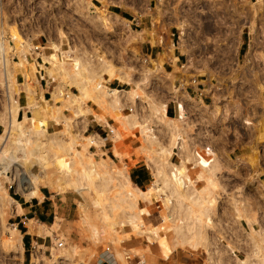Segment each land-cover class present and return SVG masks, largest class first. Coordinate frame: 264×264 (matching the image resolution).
<instances>
[{"label":"rangeland","instance_id":"1","mask_svg":"<svg viewBox=\"0 0 264 264\" xmlns=\"http://www.w3.org/2000/svg\"><path fill=\"white\" fill-rule=\"evenodd\" d=\"M221 1L220 7L209 13L208 23L199 18L201 12L207 13L200 0L118 2L123 10L118 14L128 19L132 28L126 41L122 25H106L84 15L80 0H0V22L4 23L3 36L8 41L7 72L11 74L5 81L0 65V135L7 129L9 104L17 111L21 130L27 132L18 147L14 142L17 132L13 130L14 143L7 149L15 158L10 170L0 173V264H93L103 254L106 264H152L149 255L153 248L164 256L177 244L186 251H198L199 247H194L200 245L205 226L218 224L217 217L232 219V224L243 220L249 226L248 233L243 230L245 237L259 236L251 224H264V182H248L238 176L222 186L218 170L224 168L220 166L217 173H211L214 153L206 151L204 156L194 149L196 144L187 134L191 129L188 123L165 119L160 112L165 101L176 98L173 94L179 101L186 98L183 87L194 86L188 80L197 71L192 65L181 66L186 62L180 56V66L169 73L159 72L157 66L172 53L170 38L174 45L177 41L184 45L195 41L207 46L214 29L222 33L219 37H225V43L229 39L234 46L239 33L248 40L256 26L264 29V0ZM93 2L100 7L111 3ZM190 14L194 18H186ZM180 20L185 23L184 31L180 26L183 32L170 27ZM142 28L150 30V42L163 44L157 61L142 62L138 57L141 40L136 30ZM36 42L46 45L39 54L41 60L37 58L39 73L29 57L34 56L30 46ZM59 48L65 49L60 56L56 54ZM51 55L56 57L55 62L50 60ZM98 57L103 61L99 62ZM227 58L231 59L229 51ZM48 61L58 78L45 75L42 65L49 66ZM103 62L128 76L129 83L119 81L117 87L136 88L130 96L118 99L101 87L105 84L101 77L104 69H98V63ZM214 63L221 72L219 80L210 85L212 93L201 92L206 94L205 101L210 102L212 110L226 109V113L216 115L220 123L216 119L212 122L218 124L220 135L222 131L228 133L218 143L209 138L205 144L223 158L229 159V153L243 160L244 169L237 174L256 172L263 178L264 77L248 68L249 62ZM47 71L51 73V69ZM99 81L101 85H97ZM72 84L78 89L84 87V93L79 94ZM54 86H60V94L51 100ZM186 90L193 94L189 87ZM74 94L83 97L74 102ZM210 124V120L205 121L211 137ZM94 129L99 135L93 133ZM216 144L224 147L215 148ZM172 148L179 155L178 162H173L176 158ZM136 163H141L148 174L141 190L127 176L129 166ZM38 186L59 195L52 199L55 211L45 223L43 244L30 246L26 241L24 250L20 243L12 247L8 239L15 227L11 196L20 194L25 198V191L32 194ZM143 191L150 192L149 199ZM153 195L159 200L155 201ZM219 210H223L220 215L216 213ZM57 239L63 241L62 246H54ZM260 251L264 252L261 246ZM254 252L259 254V248Z\"/></svg>","mask_w":264,"mask_h":264},{"label":"crops","instance_id":"2","mask_svg":"<svg viewBox=\"0 0 264 264\" xmlns=\"http://www.w3.org/2000/svg\"><path fill=\"white\" fill-rule=\"evenodd\" d=\"M80 1L82 2L81 4L84 10V15L95 17L97 20L103 22V24L106 25H117V24L122 25L123 29L125 30V35H126L125 40L126 41L128 40V37L130 36L129 28L132 29L131 27H129L127 23L128 19L110 10L109 6L112 5L111 3L107 4L106 7L104 6V4L102 7H100V5L99 6L96 5V3L93 2V0L89 2L86 0H80ZM221 2H222L221 0H212L211 2L206 3V5L205 4L202 5L203 6L202 8L204 9L206 8V10L204 11L207 12L206 14H202L204 12H201L199 18L202 19V22L206 20L208 23L211 17L209 13L212 11V9L220 7L218 3ZM116 5L120 7V4H116ZM158 9H160V7H158ZM186 18L192 19L194 17H192L190 14ZM182 25L184 26L183 28L184 31L185 23L182 22L181 20L178 23H176V25L172 24V26L170 27L176 29L179 28L181 32H183L180 27ZM213 30L211 33L212 34L211 36L213 37L211 38L210 44L207 46L204 44L197 43L195 41L189 43L188 45L187 44L184 45V43L181 42L178 43L177 41L176 45H174L173 40L170 38V41L173 45L172 53L171 56L170 55L167 56V58L162 61L161 65L157 66L158 69L161 70L159 72L169 73L174 69V66H180L178 65L177 62H181L179 58L180 56H183L184 57L183 62L186 63L181 64V66L187 67L188 65H192L193 69L197 70V71L195 70L196 72L193 73L192 77H194L195 81L199 80L202 83L206 82L205 84L207 85H209V82H211V84L217 83L219 80L218 77L221 75V72H219L220 69L215 67L214 62H234V63L249 62L248 68L250 67L254 68L255 70L258 71V73L262 77H264L263 74L264 73V29L262 27L260 28L259 26H256L254 31L251 32L248 40H244L241 36V33H239L238 38L235 39L237 40V42L234 44V46L229 44V39H227L228 41L227 43H225V37H221V38L219 37L222 33L220 34ZM136 31L138 32L136 37L138 38V40H141L139 44L138 57L141 58L142 62H145L148 59H151V61H157L161 57L163 44L159 43L158 41H155L153 43L150 42L149 29L147 32L143 28ZM191 40L193 41V39ZM50 48L53 49V47L51 46ZM228 51L230 52L231 59L227 58ZM155 55H157V58L153 59L152 56ZM98 60H100L99 62L103 61L101 57H98ZM192 62H199V64L197 63L193 64ZM251 62H255V63L252 65L250 64ZM16 64H18V66H21L20 63H16ZM48 64L49 66L42 65L45 69V75L47 77H51L52 79L58 78L57 74L53 72L55 70V67L53 68L52 64L49 63V61ZM34 67L37 70L35 64ZM49 69H51V74L47 71ZM98 69H104V72L101 77L102 80L105 81L104 82L105 84L101 85V82L99 81L97 85H101V87H104V89L109 91L111 96H117V98L119 99L122 98L124 95L130 96L131 92L136 90V88H131L129 90H125L124 88H118L117 84L119 83V81L129 83V78L125 73L113 69V67L109 63L107 62L98 63ZM111 72L114 73L113 75L114 77L110 75L112 74ZM105 73L108 74L107 75L108 78L104 76ZM116 75L120 76V78L116 77ZM247 78H251V76ZM79 82L80 85L84 86V84L81 81ZM258 85L261 86V83H258ZM56 86L53 87V91ZM74 86L76 87L78 93L80 94L78 87L76 85ZM192 88L195 89L194 91H192L193 92L192 95H190L184 89L186 98H184V100H181L186 110V114L184 116L183 114L185 113V111L182 106V103L178 100L179 97L173 94L176 98L172 97L162 104L164 105L163 111L160 110L162 117H164L165 119H172L173 121L177 120L179 123H184V124L188 123L187 127H191V129L189 130L188 133L187 132L186 133L189 135L188 138L189 137L191 138L193 144L200 145L203 143H207L208 142L207 139L209 138H212L213 139L212 141L214 143H218L220 141V137L226 139L227 138L226 133L228 132L222 131L223 135H220L219 127L216 128L218 124H215V122L220 123L218 122L220 116L219 117L216 116L218 114L216 112H219V114L221 113L222 115V111L223 113H226V109L221 110L216 108L212 110V108L209 107L210 102L205 101L206 94L205 93L203 94L201 92L202 90H207L211 92V89L209 90V87L205 88L204 86H202L201 91L199 89H196L195 86H193ZM59 94L60 93H58V95ZM65 97L67 98L69 97V95L66 94ZM137 97H139V95H137L135 98ZM88 101L91 100L88 99L87 102ZM175 101L179 103L178 114L175 113V108H174ZM170 112L173 115L175 114L176 115L171 116ZM109 118L110 116H107V119ZM186 118H188L187 120H189V122L186 120ZM92 119L93 118H91V120ZM107 119L105 121L107 125H109ZM193 119L196 120L193 121ZM214 119L216 120L213 123L212 121H214ZM206 120L207 121L210 120L212 123L210 124V129H208L210 130L209 132H212L211 137L208 135V131L206 129V125H205ZM228 120H231V118L229 117ZM242 121L243 123L247 124V120L245 118H243ZM87 123L90 124L89 122ZM94 123H95V127L98 128L99 125L96 122V120ZM145 126L146 124L142 125V127ZM102 128L104 129V126H102ZM93 133H95V135H99V133L95 129L93 130ZM208 147L209 148H207L206 151L213 152L216 158L215 159L216 161L215 162L212 161L211 163V165L214 163V165L211 168V173L212 172L217 173L218 170L217 168L220 166L224 168V169L222 168L223 170L220 169L218 170V180L224 181L222 183V186L223 184H225V182L234 180L236 177L238 178V176L245 177L246 180L248 179L247 180L248 182L250 181L264 182V177L262 178L260 174H256V172H252V174H247L245 176L244 174L242 175V173L237 174L238 171L244 169L243 167H241V165H243L244 162L239 157L232 158L228 153L229 159L223 158V156L216 153L210 145ZM221 147H224V145L216 144L215 148H221ZM250 164H254V162L250 161ZM250 164H248V167L249 170H252ZM141 165H142L141 163L131 164L127 171V176L130 182L134 186L140 189L147 184V180H148L147 171L145 170L144 166ZM19 187L23 188L24 185L19 184ZM25 192H26L25 198L22 197L20 194H18L17 197L11 196V198L14 200V202H12L13 212H14L12 214L13 217L12 224L15 225L13 229L20 233V244L22 250H24V244L21 238L23 233L26 234V241L30 246L33 245L34 243L43 244V238L46 235V234L43 235V233L47 226L45 223L49 222V219L53 216V213L55 211L54 208L55 202L52 199L55 195L57 198H59L57 192L51 194L49 193L50 191L47 188H44L43 186H38V190L33 191L31 195H28L27 191ZM226 192H230V191L227 190ZM228 196L229 195L226 194V197ZM16 202L19 204L20 208L16 207L17 206ZM222 212L223 210H219L218 212L216 211V213H219V215ZM217 218H220L219 221L218 219H215L218 222V224H213L212 226L210 225L205 226L203 237L200 240L201 241L200 245L194 247V249H197L199 247L198 251H186L185 249L180 248V245L177 244L171 247L167 255L164 256L160 254L157 248H153V250L150 252L149 255L150 262L152 264H264V252L260 251V246L262 249H264V224H254L255 222L251 224L252 229H255V233L259 235V236H255V239H252L251 237L248 238V236L245 237L243 233V230L245 233H248L247 230H249L248 224H243L245 223L243 220L239 221L240 224H232V219H230L231 221H225L224 219H221V217H217ZM30 221H34V222L38 221L37 223L40 224L39 226L34 225L33 228H30ZM18 224L24 227V231L22 232L20 231V229L17 227ZM256 241L259 242L257 243ZM256 246L259 248V254L257 255L254 252V249L257 248ZM97 257L94 259L93 264H106L104 262L106 258L104 254L99 255Z\"/></svg>","mask_w":264,"mask_h":264},{"label":"bare ground","instance_id":"3","mask_svg":"<svg viewBox=\"0 0 264 264\" xmlns=\"http://www.w3.org/2000/svg\"><path fill=\"white\" fill-rule=\"evenodd\" d=\"M4 30H5L4 29V23H3V21H1L0 22V65H1L2 73L4 74V78H5L4 80L5 81H8L11 74H9V72H7V69H8V67H7L8 58H7V51H6V49H7L8 41L3 36ZM135 34H136V32H135ZM25 45L28 46V44H25ZM52 47H53V49H55V46H52ZM50 60H52V62H55L56 61V57H54L53 55H51V59ZM113 75H114V73H113ZM113 75H111V76L114 77ZM116 77L120 78V76H118V75H116ZM74 83H76V82L74 81ZM58 87H60V86H58ZM58 87L56 89H54V91L52 93V100H56L57 99V93L60 92V89ZM79 90H82V91H80V94H81V92L84 93L82 87ZM82 95H84V94H82ZM81 97H83V96H79L77 94H74V102H79L81 100ZM11 107H12L11 104H9V106H8L9 116H8V122H7V129L5 130L4 135H0V173L3 172V171H5L6 169H9L10 170V168H9L10 167V164L14 161V158H15V156H13V154L10 155L12 153V151H11V153H9L8 152V149H7V146L9 144L15 142L18 145V147H21L22 146V140H21V138L24 137L26 135V133H27L26 131H22L21 130V126H20L18 120L16 119V112L17 111L15 109L13 110ZM27 107H28V105H27ZM216 113L219 114V112H216ZM13 130H15L17 132L16 141L14 139V142H13V136H12ZM86 138L87 139H90L87 136H86ZM6 155H10V156L9 157H6ZM5 159H9L8 160L9 162L6 163L5 162ZM46 166L47 165L45 163V166L44 167L46 168ZM11 180H13V178ZM32 187L35 188L36 186L35 185H32ZM78 189L79 188H76V190H78ZM138 189H140V188H138ZM30 193H27V194L29 195ZM144 194H145V196H147L148 199L151 196V195H149L150 192H144ZM153 197H155V199H158L159 200V198L157 196L153 195ZM16 205H17L16 207L20 208L18 203ZM33 222L34 221H30V228H33L34 225H36L35 222L34 223ZM18 233H19L18 231L14 230V232H12L11 235H10V237L8 238L12 247H18L19 246L20 238L18 236Z\"/></svg>","mask_w":264,"mask_h":264},{"label":"built area","instance_id":"4","mask_svg":"<svg viewBox=\"0 0 264 264\" xmlns=\"http://www.w3.org/2000/svg\"><path fill=\"white\" fill-rule=\"evenodd\" d=\"M129 25V24H128ZM44 47H46V45L45 44H41L40 42H36V43H34V44H32L31 43V46H30V49H31V51L32 52H34V56L33 57H31V56H29L30 58H32L35 62H33L34 64H35V66H39V62L37 61V58H39L40 60H41V56L39 55L40 54V52H41V49H43ZM51 49V48H50ZM62 50H65V49H62ZM60 53H61V48H59L57 51H56V54L57 55H59L60 56ZM29 55H30V53H28ZM39 71H40V67H38L37 68V70H36V72H38L39 73ZM194 83L193 85L195 86V88L196 89H199L200 91H201V87L202 86H204L205 88L207 87H211L210 85H213V84H211V82H209V85H207V84H205L206 82H201V81H195V79H194V77H192L191 76V78L188 80V83ZM205 84V85H204ZM199 86V87H198ZM186 87H189L190 88V90L191 91H194L195 89L194 88H192L193 86L191 85V84H186L184 87H183V89H185L186 90ZM219 86L218 85H216V89L218 88ZM210 90V89H209ZM187 91V90H186ZM188 92V91H187ZM211 93H212V91H211ZM65 96H66V94H65ZM181 103H182V105H183V107H184V104H183V102L182 101H180ZM178 102L177 101H175L174 102V108H175V113L176 114H178ZM126 108H127V110L128 111H131V106L130 105H127L126 106ZM184 111H185V114H186V110H185V108H184ZM192 143V142H191ZM194 146H196V147H194V149H198L199 150V152L201 153V154H203L204 156H206L207 154H205V152H206V149L208 148V146L209 145H206L205 143H203V144H200V145H194ZM194 153L196 154V155H198V153H197V151L196 150H194ZM171 154H173L174 155V157L176 158V161H173V162H178L179 160H180V158H179V155L177 154V152H176V150L174 149V148H172L171 149ZM187 166H189L191 169H192V163L191 162H187ZM155 201H157L158 199H154ZM62 244H63V241L62 240H58L57 239V241L56 242H54V246H56V247H60V246H62ZM32 246V245H31Z\"/></svg>","mask_w":264,"mask_h":264},{"label":"flooded vegetation","instance_id":"5","mask_svg":"<svg viewBox=\"0 0 264 264\" xmlns=\"http://www.w3.org/2000/svg\"><path fill=\"white\" fill-rule=\"evenodd\" d=\"M94 1H97V0H94ZM108 1H110L111 4H112V5H110L111 6L110 10H112V11H114L116 13H120V11H123V10H121L116 4H119L118 2H120V3H128V2H130L132 0H108ZM200 1L206 4L208 2H211L212 0H200ZM226 1L228 2V0H226Z\"/></svg>","mask_w":264,"mask_h":264},{"label":"trees","instance_id":"6","mask_svg":"<svg viewBox=\"0 0 264 264\" xmlns=\"http://www.w3.org/2000/svg\"><path fill=\"white\" fill-rule=\"evenodd\" d=\"M17 227H18L21 231H24V227H23V226H21V225L18 224ZM21 238H22L23 244L26 245V234L23 233Z\"/></svg>","mask_w":264,"mask_h":264}]
</instances>
